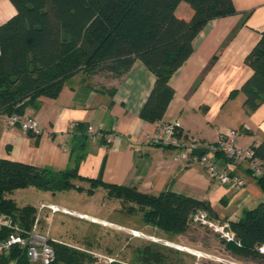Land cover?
Segmentation results:
<instances>
[{
    "label": "trees",
    "instance_id": "16d2710c",
    "mask_svg": "<svg viewBox=\"0 0 264 264\" xmlns=\"http://www.w3.org/2000/svg\"><path fill=\"white\" fill-rule=\"evenodd\" d=\"M17 13L0 27V115H25L38 107L42 98L55 99L65 83L77 74L121 79L140 60L156 77L140 118L159 123L175 97L170 85L173 75L191 57L193 42L211 20L236 13L233 0H10ZM253 75L238 93L244 107L253 112L264 103V32L246 58ZM116 87L103 90L113 96ZM179 138V130L176 129ZM163 146V144H155ZM167 148L174 146L168 145ZM264 165V143L249 148ZM206 150L194 149L201 155ZM264 187V177L258 178ZM73 180H81L108 190L110 198L134 204L146 225L166 236L188 232L199 211L213 215L208 202L165 191L158 195L134 187L107 184L100 178H84L78 169L52 171L0 159V216L13 218L30 231L37 208L20 207L11 197L28 187L52 192L76 190ZM91 193V192H89ZM235 242L222 240L233 259L264 264V203L228 222ZM202 227V226H201ZM9 235L0 231V239ZM55 264H84L86 254L50 241ZM157 244L135 251V264H187L164 252ZM0 264H30L27 249L14 246L0 255Z\"/></svg>",
    "mask_w": 264,
    "mask_h": 264
},
{
    "label": "crops",
    "instance_id": "0c3cea01",
    "mask_svg": "<svg viewBox=\"0 0 264 264\" xmlns=\"http://www.w3.org/2000/svg\"><path fill=\"white\" fill-rule=\"evenodd\" d=\"M233 3L236 13L209 21L194 40L193 54L170 81L175 97L161 122L140 118L156 80L140 60L121 79H108L116 87L113 96L103 92L110 89L105 85L92 84L93 79L104 77L80 73L65 83L57 98H42L37 108L26 110L25 115L39 122L43 134L8 129L0 115V159L56 172L77 168L84 178H100L153 195L171 191L208 202L211 218L222 224L264 203V187L245 162L219 156L221 168L244 180L245 186L237 189L212 181L200 164L176 160L186 151V144L207 150L231 130L239 132L242 148L264 143V103L249 112L242 93L230 98L253 75L246 58L264 32V0ZM16 13L10 0H0V27ZM89 125L97 138L87 135ZM170 125L177 126L182 147L146 142L149 136L163 135V128ZM100 132L114 134L117 141L107 143Z\"/></svg>",
    "mask_w": 264,
    "mask_h": 264
},
{
    "label": "rangeland",
    "instance_id": "374dc122",
    "mask_svg": "<svg viewBox=\"0 0 264 264\" xmlns=\"http://www.w3.org/2000/svg\"><path fill=\"white\" fill-rule=\"evenodd\" d=\"M92 84L112 87L106 78L93 79ZM73 184L75 187H83L84 192L76 189L53 194L28 187L16 190L11 197L20 207L31 205L38 208L42 202L68 210L70 215L62 212L52 215L48 211L38 213V231L54 239L56 244L86 254L88 257L84 264H98L99 256H111L122 262L135 263V251L148 244L165 248L164 252L174 259L177 258L174 252H180L178 258L187 264H230L226 261L253 264L244 259H233L225 251L224 239L213 228L192 225L183 235L166 236L153 226L146 225L142 213L137 209L132 210L134 204L110 198L106 188L95 187L81 180H73ZM95 219L98 222H94ZM102 222L107 224L103 225ZM194 253L202 256L197 258Z\"/></svg>",
    "mask_w": 264,
    "mask_h": 264
},
{
    "label": "built area",
    "instance_id": "2783aa9c",
    "mask_svg": "<svg viewBox=\"0 0 264 264\" xmlns=\"http://www.w3.org/2000/svg\"><path fill=\"white\" fill-rule=\"evenodd\" d=\"M4 126L8 129L20 128L23 132L39 136L43 134V128L39 122L32 117L26 115H3ZM177 126L170 125L163 128V135H154L146 138L149 144H168L174 147H182L181 142L176 137ZM87 135L92 139L97 138L94 127L89 125L86 128ZM99 135L103 140L109 144H115L117 137L114 134H104L100 132ZM239 132L231 130L227 134L221 135L217 141L210 144L201 155L193 154V150L197 149L194 144H186V151H181L176 160L185 163H196L202 165L208 173L209 178L219 185L232 184L237 189L245 186L242 178L235 176L219 166V156H223L229 161L247 164L248 170L256 178L264 177V165L258 159L253 157V153L249 148H242L238 144ZM45 211L55 215L58 212L63 214H71L68 210L60 209L54 204L40 203L37 212L43 213ZM82 218L83 216L80 215ZM38 216L30 231H25L18 224L14 223L13 218L0 216V231L8 230L9 235L0 239V255L7 254L14 247L18 246L27 249V256L30 264H55L56 257L48 236L42 235L38 231ZM193 223L202 227L213 228L215 232L219 233L221 238L227 242H235L240 245L236 235L229 229V224H222L213 220L205 211L197 212L193 217ZM264 253V248L261 249ZM197 258L202 255L194 253ZM98 264H135L122 262L111 256H99ZM195 264H199L196 262Z\"/></svg>",
    "mask_w": 264,
    "mask_h": 264
}]
</instances>
